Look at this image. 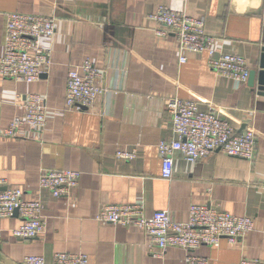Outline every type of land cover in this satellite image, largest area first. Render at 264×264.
Here are the masks:
<instances>
[{"label": "crops", "instance_id": "0c3cea01", "mask_svg": "<svg viewBox=\"0 0 264 264\" xmlns=\"http://www.w3.org/2000/svg\"><path fill=\"white\" fill-rule=\"evenodd\" d=\"M164 4L204 18L214 47L245 58L256 67L264 36V0H0V55L8 12L53 16L55 31L43 36L51 65L33 82L0 76V189L20 188L25 200L41 199L46 229L29 239L12 235L18 212L0 218V261L23 264L25 255L52 263L55 252L86 254L90 264H186L188 251L168 247L153 254L142 230L100 222L103 204L141 203L152 215L165 209L188 219L190 204H209L248 216L253 228L236 243L221 238L194 254L208 264H238L243 257L264 261V96L247 81L217 75L204 53L181 51L176 38L155 33L150 15ZM183 54L187 59L180 62ZM85 59L102 71L94 79L103 91L82 110L65 103L68 70ZM45 98L46 124L40 131L20 125L4 130L25 113L27 94ZM196 99L200 108L225 119L236 133L256 134L254 160L213 151L196 162L176 154L172 178L160 175L157 143L172 138L166 102ZM133 152L123 158L118 152ZM80 171L67 195L54 197L39 188L47 169Z\"/></svg>", "mask_w": 264, "mask_h": 264}, {"label": "built area", "instance_id": "2783aa9c", "mask_svg": "<svg viewBox=\"0 0 264 264\" xmlns=\"http://www.w3.org/2000/svg\"><path fill=\"white\" fill-rule=\"evenodd\" d=\"M158 24L155 33L176 38L178 49L207 56L208 66L219 76L231 78L236 83L246 82L249 68L244 57L222 52L214 47L215 37L204 30V18L192 17L183 11L161 4L150 15ZM55 31L53 16L35 13L8 12L5 15L3 53L0 55V76L16 81L33 82L46 73L51 65V50L42 46L43 36ZM187 58L180 54V62ZM102 71L85 59L80 65L68 70L65 103L68 108L82 110L89 108L103 89L94 83ZM171 117L172 138L157 143L160 158V175L169 180L173 174L176 154L185 160L196 162L213 151L229 156L254 160L256 134L247 129L236 133L223 118L200 108L196 99L171 97L166 102ZM25 113L21 119L13 120L4 130L5 136H13L20 125L42 130L46 124L45 98L37 93L27 94ZM118 155L131 158L133 152L120 151ZM80 171L70 168L47 169L39 175V188L47 190L54 197L67 195L76 185ZM20 188L0 189V218L10 216L17 210L22 221L13 228L12 235L29 239L41 235L46 229L41 199L25 200ZM95 218L100 222L115 225L134 226L142 230L153 254H160L168 247L188 251L186 264H208L207 257L194 251L201 245L217 246L221 238L229 244L236 243L253 228L248 216H237L209 204H190L186 221L173 219L165 209L147 216L141 203L103 204ZM2 229L0 228V240ZM23 264H45L41 255L29 254ZM51 264H90L82 253L55 252ZM238 264H264L260 259L243 257Z\"/></svg>", "mask_w": 264, "mask_h": 264}, {"label": "water", "instance_id": "95a60500", "mask_svg": "<svg viewBox=\"0 0 264 264\" xmlns=\"http://www.w3.org/2000/svg\"><path fill=\"white\" fill-rule=\"evenodd\" d=\"M248 85L260 96H264V36L262 38L261 52L256 67L249 70ZM87 109L86 107L82 108ZM17 210L14 211L16 213ZM0 264H4L0 261Z\"/></svg>", "mask_w": 264, "mask_h": 264}]
</instances>
